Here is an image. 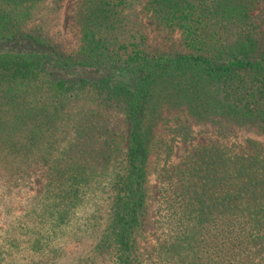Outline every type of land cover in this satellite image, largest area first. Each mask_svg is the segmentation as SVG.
Wrapping results in <instances>:
<instances>
[{
    "label": "trees",
    "instance_id": "1",
    "mask_svg": "<svg viewBox=\"0 0 264 264\" xmlns=\"http://www.w3.org/2000/svg\"><path fill=\"white\" fill-rule=\"evenodd\" d=\"M140 2L77 0L78 42L65 47L52 35L65 0H0V43L15 45L0 49V180L46 179L17 220L4 206L0 264H264L256 154L233 166L206 153L183 180L169 172L155 256L138 250L170 120L182 139L193 124L264 136V0H145L157 24L180 30L174 53L152 45ZM109 112L123 116L122 149L87 123ZM62 237L78 242L76 258Z\"/></svg>",
    "mask_w": 264,
    "mask_h": 264
},
{
    "label": "rangeland",
    "instance_id": "2",
    "mask_svg": "<svg viewBox=\"0 0 264 264\" xmlns=\"http://www.w3.org/2000/svg\"><path fill=\"white\" fill-rule=\"evenodd\" d=\"M145 0H141L137 6L138 15L146 26V33L150 42L155 48L164 52H182L185 50L182 43L181 32L178 28H170L157 24L151 14L142 7ZM77 0H65L55 25L52 26V35L56 42L65 47H72L77 44L79 38L78 27L73 18V10ZM257 8L255 12H258ZM151 15V16H150ZM264 28V21L262 23ZM15 48L12 43H0V49ZM87 123L107 128L110 135L114 138V143L120 149L124 146L126 125L123 116L119 113L109 112L93 115L88 118ZM175 121L170 120L167 131L164 133L165 143L156 151L152 165L149 170L150 194L147 200L145 233L143 238L138 240V250L142 255L150 254L155 256L159 244L157 207L160 201V188L164 183V178L169 172H172L174 179L183 180L185 176L181 170L188 169L190 166L204 164L206 156H215L220 162L231 164L233 166L242 163H249V157L256 154L258 162L264 163V136L248 131H232L226 134H220L211 128L192 125L188 131V138L182 139L170 131L169 126H174ZM169 130V131H168ZM205 157L203 158V155ZM246 155V157L244 156ZM165 172V173H164ZM45 171L32 174L29 180L18 179L19 186L13 188L9 186V181L4 176L0 180V239L4 236L7 226L4 206H7L16 220L23 214L30 204L35 203L41 195L45 185ZM6 204V205H5ZM62 241L65 244L62 245ZM78 242L70 237H62L55 245L64 248L65 252L71 256L66 258H76V249ZM60 247V248H61ZM64 259L63 251L62 255ZM42 264L49 260L48 256L34 258ZM68 261V260H67Z\"/></svg>",
    "mask_w": 264,
    "mask_h": 264
}]
</instances>
